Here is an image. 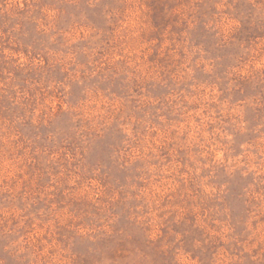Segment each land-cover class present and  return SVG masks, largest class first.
I'll use <instances>...</instances> for the list:
<instances>
[{
    "label": "rangeland",
    "instance_id": "rangeland-1",
    "mask_svg": "<svg viewBox=\"0 0 264 264\" xmlns=\"http://www.w3.org/2000/svg\"><path fill=\"white\" fill-rule=\"evenodd\" d=\"M0 264H264V0H0Z\"/></svg>",
    "mask_w": 264,
    "mask_h": 264
}]
</instances>
